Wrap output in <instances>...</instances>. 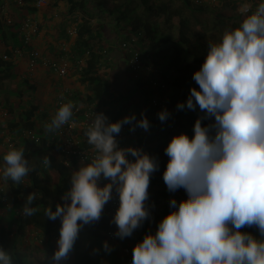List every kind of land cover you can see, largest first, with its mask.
<instances>
[{
    "label": "clouds",
    "instance_id": "1",
    "mask_svg": "<svg viewBox=\"0 0 264 264\" xmlns=\"http://www.w3.org/2000/svg\"><path fill=\"white\" fill-rule=\"evenodd\" d=\"M240 10L239 25L208 44L192 74L198 88L191 87L187 99L176 105L180 111L198 108L203 113L195 119L191 137L173 135L164 148L163 182L169 192L183 189L186 199L169 200L171 210L155 232L133 246L131 264H264V0L254 9L244 0ZM73 108L72 102L62 104L46 129L68 124ZM93 115L85 136L96 155L71 173V186L61 197L65 202L44 212L48 219L60 220L52 264L67 260L81 228L99 221L113 191L118 197L112 217L115 237H130L150 216L146 201L158 161L142 149L119 147L116 140L124 125L148 131L149 120L143 113L139 119L133 113L114 122L103 113ZM157 116L164 122L170 113L163 109ZM3 162L0 179L16 185L30 171L22 148L9 149ZM42 163L50 164L47 156ZM102 178L106 182L101 186ZM37 197L27 195L25 217L37 211L32 206ZM245 227H255L258 236L241 231ZM102 247L111 251L107 241ZM0 264H13L2 247Z\"/></svg>",
    "mask_w": 264,
    "mask_h": 264
},
{
    "label": "trees",
    "instance_id": "2",
    "mask_svg": "<svg viewBox=\"0 0 264 264\" xmlns=\"http://www.w3.org/2000/svg\"><path fill=\"white\" fill-rule=\"evenodd\" d=\"M7 1L16 18L11 23H6L1 14V7L4 4L2 2L0 42L5 44L13 42L12 44L16 45L7 48L3 53L10 57L14 49L23 48L22 20L36 12L38 0H21L22 4L16 0ZM243 2L244 0H219L216 3H209V0H199V2L195 0H67L68 12L81 14L75 49L80 55L79 58L84 59L80 81L91 91V94L86 96L85 106L102 103L110 98L107 83L100 75L101 73L105 75L109 70L102 61L103 56L93 50V42L102 39L101 33L110 29H114L117 33L119 44L125 50L128 59H132L137 53L142 64L154 67L153 74H158L159 70L161 81L165 83L164 89L159 88L157 93L158 96L168 100L167 104L163 108H154L150 103L152 97H148L152 129L144 131L134 139L133 146H138L144 152L156 157L159 167L150 177L149 199L146 201L150 212L149 218L130 237L122 240L117 237L114 239L120 245V250L116 254L123 264L126 260L123 249L128 248L129 257L132 258L133 244L142 240L146 233H154L158 222L171 210L169 200L176 199L179 202L186 199L183 189L174 193L169 192L163 182L162 173L168 160L164 148L173 135L183 132L191 137L192 125L197 117L203 116V113L198 108L196 111L187 108L180 111L176 109V105L187 99L191 87L198 88L192 79V74L203 62L208 44L216 43L206 37V33L212 30L211 19L216 21L214 31L218 29L222 34L225 30L237 27L244 16L239 9ZM258 2L259 0H255L253 6ZM92 20L96 21L94 25ZM196 26L203 27L206 33L198 32ZM123 43L127 45L125 48L122 47ZM3 55H0V84L4 79L14 78L13 65L10 59H3ZM147 81L150 83L149 80ZM150 88L152 90L149 94H153L155 88L151 86ZM26 93L23 95L20 93L19 96H31L30 92ZM28 105L27 109L25 107L22 109L19 118H16L14 107L4 105L0 96V109L7 112L6 116L0 115V128L2 131L8 129L6 132L11 136L12 148L23 149L30 167L28 175L21 184L16 185L11 180L0 179V247L9 252L13 264H30V259L38 264H48L42 261V249L36 241H46L47 252L52 256L57 247L56 241L52 238L59 236L60 220L48 219L44 215L45 209L51 207L55 211L57 204L65 202L61 197L71 186V173L82 163L73 158L67 165L65 156L56 153V143L47 134L39 132L38 140L24 135L25 131L35 129L34 117L38 108L35 100H29ZM163 109H167L170 113L167 122H161L157 116V113ZM83 113L82 109L78 111L80 119H83ZM116 120L114 119L113 122ZM210 122L202 121L205 124ZM3 124H6V128L2 127ZM157 125L159 127H155ZM86 131L87 129L79 130L78 135L85 147H91L87 143ZM116 140L118 143L117 136ZM4 154L0 153V163L3 162ZM46 156L50 160L47 167L42 163ZM29 193H38L32 205L37 211L33 216L25 217L22 208ZM89 226L91 230H101L105 233L116 231L112 218L108 216L107 204L99 221L84 225L80 233ZM28 228L35 230L37 234L31 242L28 241V232H26ZM241 231L258 236L255 227H245ZM80 233L73 246L75 253L70 264H115V262L103 263L101 259L93 261L88 253L82 251Z\"/></svg>",
    "mask_w": 264,
    "mask_h": 264
},
{
    "label": "crops",
    "instance_id": "3",
    "mask_svg": "<svg viewBox=\"0 0 264 264\" xmlns=\"http://www.w3.org/2000/svg\"><path fill=\"white\" fill-rule=\"evenodd\" d=\"M2 2L4 4L1 8L6 10L4 13L8 11L11 16L16 18L7 5L8 1L0 0V5ZM28 17L38 25V33L31 38V47L37 49L47 60L61 61L65 59L68 61L70 68H74L76 61L80 59V55L76 53L75 49L76 35H71L70 31L78 28L81 14L68 12L67 0H44L37 5L36 12ZM95 23L96 21L92 20V24ZM101 35L102 39L93 42V50L103 56L102 61L109 70L105 75L102 73L100 75L107 83L110 98L108 101L96 104L98 112L103 113L109 121L120 120L124 116L133 113L139 119L141 113H143L149 120L151 127L152 117L148 107L150 105L147 102L148 97H152L158 91L147 80L152 77L161 80L159 70L158 74H153L154 67L144 65L143 69L135 74L130 66L131 59L127 58L125 50L121 48L115 30H107ZM12 43L0 42V55H3L7 48L16 47ZM19 51V48L14 49L9 57L14 68V78L11 80L4 79L0 84V96L3 99V104L13 106L14 116L19 118L22 109L24 107L25 109L28 108L29 100H35L38 106L34 117L35 130L38 133L47 134L51 138H56L61 129L51 132L46 129V125L50 123L55 112L62 104L67 102H72L73 105H78L80 110H85V99L87 95L91 94V91L85 83L80 81V76H77V73L71 72L66 77H60L56 72L41 63L30 67L27 55ZM149 85L154 89L153 94H149L152 90ZM26 92H30L31 96H19L20 93L23 95ZM98 104L101 106L98 107ZM2 112L3 110L0 109V115ZM154 120L156 121L155 118ZM2 127L6 128V124H3ZM150 127L149 130L152 129ZM6 131H8L7 128ZM6 131H2V128H0V153L2 154L11 149L13 145L10 143L11 136ZM76 132L78 133V130ZM143 133L144 130L141 128L137 127L130 130L128 125H124L117 135L118 145L123 144L126 147H132L135 143L134 139ZM0 165L2 168L4 162L1 161ZM26 231L28 232V241L31 242L37 235L36 231L30 228ZM52 239L57 241L58 236ZM45 243L46 241H36L43 254L46 248ZM88 247L89 250L83 247L82 251L88 253L93 261H97L99 258L97 256L93 258V249L91 246ZM103 258L101 256L102 261H104ZM107 260L115 262V264H123L117 254L107 257ZM30 264H35V262L30 259Z\"/></svg>",
    "mask_w": 264,
    "mask_h": 264
},
{
    "label": "built area",
    "instance_id": "4",
    "mask_svg": "<svg viewBox=\"0 0 264 264\" xmlns=\"http://www.w3.org/2000/svg\"><path fill=\"white\" fill-rule=\"evenodd\" d=\"M19 4H22L21 0H16ZM44 0H38L36 6L43 2ZM219 0H209V3H216ZM195 2H199V0H195ZM252 3V6L255 3V0H250ZM255 6H253V9ZM241 9V8H240ZM6 10L1 8V12L3 14L4 20L6 23H11V21L14 19L13 16H11L10 13H4ZM241 12V10H240ZM243 13V12H242ZM244 14V13H243ZM22 36H23V43H22V49H19V52L25 53L27 55L28 59V65L30 67L35 66L38 63H41L43 66L51 69L53 72H56L60 77H66L68 76L71 72L77 73V76H80L84 59H78L75 63L74 68H70L68 61L65 59L60 60H47L45 59L41 53L35 49L34 47H31V38L38 33V25L32 21L30 17H26L22 20ZM71 35H76L77 34V29H73L70 31ZM126 43L122 44V47H126ZM3 59L9 60V57L7 55H3ZM130 66L132 71L136 74L140 70L143 69L144 64H142V61L137 53L133 55V58L130 60ZM150 85L155 88V90L164 89L165 83L161 80H158L157 78H150L149 79ZM159 94H154L151 99V106L152 107H159L163 108L168 100L164 97L158 96ZM99 107V104H98ZM80 108L78 105L74 104L73 108V118L71 121H69L68 124L64 125L61 130L57 133L56 138H51L53 142L56 143V150L58 153L62 154L66 158L67 165L68 163L74 158L77 162L79 163H87L90 162L92 158L96 155L95 151L93 150L92 146L91 147H85L82 139L79 137L78 133L76 130H82V129H88L90 127L92 120L94 119L93 113H100L98 112V109L96 108V104L89 105L88 107L86 106L84 113H83V119H80L78 115V111ZM6 111L2 112L3 116H6ZM79 116V117H78ZM164 122H167L164 121ZM24 135L28 138L31 139H39V133L35 129L27 130L25 131ZM119 147L125 148L126 146L123 144H119ZM134 148H139L138 146H132ZM1 168V166H0ZM106 181L103 180V178L100 180V185L102 186L103 183ZM118 206V197L115 191H113L112 194V199L107 203V208H108V216L110 218L113 217L115 210ZM104 236L114 240V232L109 231L107 233H104ZM135 244H133L134 246ZM125 255H126V260L124 264H131L132 258L129 257V249L124 248L123 249ZM95 264H102V263H95Z\"/></svg>",
    "mask_w": 264,
    "mask_h": 264
},
{
    "label": "rangeland",
    "instance_id": "5",
    "mask_svg": "<svg viewBox=\"0 0 264 264\" xmlns=\"http://www.w3.org/2000/svg\"><path fill=\"white\" fill-rule=\"evenodd\" d=\"M240 8H241V6H240ZM212 19L210 22L212 30L210 29L209 33H206V31L204 30L203 27L196 26L195 29L198 32L206 33V37L209 40H211L213 42H219V40L222 36V32H220L218 29H216L217 31H214V29L216 27V21H214V19L213 20ZM111 28H113V26H111ZM99 106H101V105H99ZM164 145H166V144H164ZM91 229H92L91 226H89L86 230H83L80 233L82 248L84 247L85 249L89 250L88 246H91V248L93 249V253H92L93 258H96V256H97L99 259H101V256H102V257H104L103 263H106V262L108 263L109 261L107 260V257L114 256L116 253H118L120 250V245L117 241L112 240V239L104 236L105 232H102L101 230H94V229L91 230ZM88 230H90V231H88ZM105 241H107L111 247L110 252H105L103 247H102V242H105ZM44 251H45L44 254L42 253L43 255H41L42 261L48 262V264L49 263L52 264L50 253L47 252V247L44 249ZM74 253H75V250H72V252L69 254L67 260L63 261L62 264H70L72 259H73L72 255Z\"/></svg>",
    "mask_w": 264,
    "mask_h": 264
}]
</instances>
